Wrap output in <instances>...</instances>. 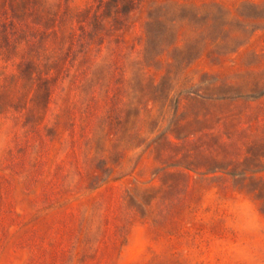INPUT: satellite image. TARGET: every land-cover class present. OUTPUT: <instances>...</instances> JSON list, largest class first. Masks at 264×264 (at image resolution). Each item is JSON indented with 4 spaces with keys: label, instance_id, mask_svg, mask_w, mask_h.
Here are the masks:
<instances>
[{
    "label": "rangeland",
    "instance_id": "1",
    "mask_svg": "<svg viewBox=\"0 0 264 264\" xmlns=\"http://www.w3.org/2000/svg\"><path fill=\"white\" fill-rule=\"evenodd\" d=\"M0 264H264V0H0Z\"/></svg>",
    "mask_w": 264,
    "mask_h": 264
}]
</instances>
